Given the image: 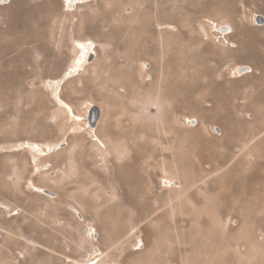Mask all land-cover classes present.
Here are the masks:
<instances>
[{"label": "rangeland", "instance_id": "obj_1", "mask_svg": "<svg viewBox=\"0 0 264 264\" xmlns=\"http://www.w3.org/2000/svg\"><path fill=\"white\" fill-rule=\"evenodd\" d=\"M72 1L0 0V264H264V0Z\"/></svg>", "mask_w": 264, "mask_h": 264}, {"label": "bare ground", "instance_id": "obj_2", "mask_svg": "<svg viewBox=\"0 0 264 264\" xmlns=\"http://www.w3.org/2000/svg\"><path fill=\"white\" fill-rule=\"evenodd\" d=\"M72 1V0H71ZM73 2V1H72ZM261 18L260 17H258L257 18V22L259 23V25H263V24H261L260 23V20ZM213 27H215L216 29L215 30H220L221 29V31H223L222 33H220V31L218 32L219 34H222V35H228L229 34V32H230V28L229 27H227V26H221V25H216V24H214V26ZM89 52H91V54L93 55L94 54V52L93 51H91V49L89 50ZM89 55V54H88ZM87 56V55H86ZM85 56V57H86ZM84 57V58H85ZM84 60V59H83ZM84 64V63H83ZM86 64V63H85ZM242 69V68H241ZM80 70H82V69H80ZM243 70H237L236 69V71L234 72L235 73V76H243L244 74L243 73H241ZM245 71H247V70H245ZM249 71H251V68L249 69ZM240 72V74H238ZM68 74H69V72H68ZM61 83V82H60ZM61 86V84L59 85L58 84V87H60ZM57 92V91H56ZM57 94H58V92H57ZM59 98L60 97H58L57 96V99L59 100ZM60 101V100H59ZM60 102H62V101H60ZM63 104H65L64 102H62ZM66 107L68 108V110L69 111H71V116L74 118V119H76V117L77 116H74L75 114H73V112H72V110H71V107H69V106H67L66 105ZM93 113V112H92ZM90 116H92V115H90ZM84 117V118H83ZM80 116L79 118H77L76 120H78V121H85V126H87L88 127V129H90V131L91 132H93L94 133V126L91 124V123H87V120H86V116L84 115V116ZM92 118V117H91ZM93 118L97 121L98 120V118H97V116H96V113H94L93 114ZM101 118V117H100ZM89 119V118H88ZM100 120V119H99ZM92 121H93V119H92ZM93 123V122H92ZM97 123V122H96ZM93 141L94 142H96L99 146H101L102 148H105L106 147V145H105V143L101 140V138H99L97 135H95V133H94V135H93ZM109 144V143H108ZM25 145V144H24ZM24 147V146H23ZM29 147L31 148V147H33V148H35V150L38 152V154L39 155H41L42 157H46L47 155H48V153H49V151H50V148H49V150L47 151L45 148H43V147H41L39 144H37V143H31V144H29ZM58 147V146H57ZM24 149V148H23ZM32 150V149H31ZM55 150V149H54ZM45 160H46V158H45ZM45 160H43L42 159V163L44 164V165H46V162H47V160H46V162H45ZM37 163V162H36ZM41 163V162H40ZM38 164V163H37ZM48 164H49V162H48ZM84 217V216H83ZM83 219V218H82ZM93 231H94V229H93Z\"/></svg>", "mask_w": 264, "mask_h": 264}, {"label": "water", "instance_id": "obj_3", "mask_svg": "<svg viewBox=\"0 0 264 264\" xmlns=\"http://www.w3.org/2000/svg\"><path fill=\"white\" fill-rule=\"evenodd\" d=\"M259 21H260L261 24H264V21H263V18H262V17H261V19H260ZM92 60H93V56L90 57L89 61L91 62ZM91 108H92L91 110H92L93 114L96 113L97 118L100 119V116H101L100 108H99L98 106H96V105H93V107H91ZM92 122H93L92 124L97 125L95 119H93ZM45 194H47V195H51V196H53V197L55 196L54 193H52V192H50V191H47V190H45Z\"/></svg>", "mask_w": 264, "mask_h": 264}, {"label": "built area", "instance_id": "obj_4", "mask_svg": "<svg viewBox=\"0 0 264 264\" xmlns=\"http://www.w3.org/2000/svg\"><path fill=\"white\" fill-rule=\"evenodd\" d=\"M4 4H8L9 2H10V0H1ZM217 25V24H216ZM214 26V25H213ZM212 26V27H213ZM213 29L215 30L216 28L215 27H213ZM215 31H217V32H219L220 31V33H222L223 31H221V29L218 31V30H215ZM222 35V34H221ZM222 36H225V35H222ZM233 76L235 77V73H233Z\"/></svg>", "mask_w": 264, "mask_h": 264}, {"label": "crops", "instance_id": "obj_5", "mask_svg": "<svg viewBox=\"0 0 264 264\" xmlns=\"http://www.w3.org/2000/svg\"><path fill=\"white\" fill-rule=\"evenodd\" d=\"M234 63H235V64H238L237 62H234ZM234 63H233V64H234ZM235 64H234V65H235Z\"/></svg>", "mask_w": 264, "mask_h": 264}]
</instances>
